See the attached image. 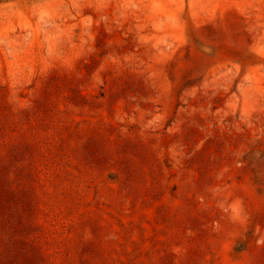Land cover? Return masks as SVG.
<instances>
[{"label":"rangeland","instance_id":"rangeland-1","mask_svg":"<svg viewBox=\"0 0 264 264\" xmlns=\"http://www.w3.org/2000/svg\"><path fill=\"white\" fill-rule=\"evenodd\" d=\"M0 264H264V0H0Z\"/></svg>","mask_w":264,"mask_h":264}]
</instances>
